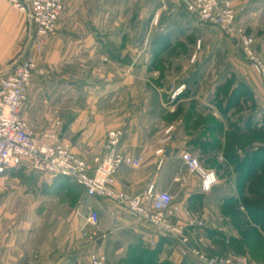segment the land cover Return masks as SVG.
<instances>
[{"label":"rangeland","instance_id":"obj_1","mask_svg":"<svg viewBox=\"0 0 264 264\" xmlns=\"http://www.w3.org/2000/svg\"><path fill=\"white\" fill-rule=\"evenodd\" d=\"M185 1L190 0H97L96 24L112 29L111 45L74 48L54 44L49 51L43 48L20 110L33 134L41 138L48 131L57 132L78 157L86 159L102 154L110 131L120 130L123 135L124 128L133 123L146 124L152 136L162 137L175 121L184 125L194 122V128L202 121L213 128L208 137L217 141L222 125L231 138L236 122H240V129L256 130L257 144L264 146V97L258 90L259 86L263 90L259 76L235 39L187 13ZM231 1L238 13L236 27L253 40V50L264 63V0ZM173 14L177 20H172ZM24 19L21 16L18 23L22 28L16 57L26 43ZM121 34L126 35L122 41ZM165 35V43L155 42ZM181 86L182 94L197 96L187 107H175L182 94L170 100ZM202 107L207 117L200 120ZM73 187L70 181L50 179L25 167L14 169L0 181V218L11 222L15 215L12 220L43 221L52 210L64 212L66 218L69 214L74 219L85 216L89 204L84 203L81 210L70 204ZM35 188L40 191L34 192ZM242 198L264 205V197ZM216 210L209 208L203 219L198 236L204 241L206 229L236 235L224 230ZM263 228L260 223L246 244L226 247L219 241L204 251L215 257H241L251 264H264ZM185 263L194 264L189 259Z\"/></svg>","mask_w":264,"mask_h":264},{"label":"crops","instance_id":"obj_2","mask_svg":"<svg viewBox=\"0 0 264 264\" xmlns=\"http://www.w3.org/2000/svg\"><path fill=\"white\" fill-rule=\"evenodd\" d=\"M96 1L62 0L63 13L56 22L55 33L47 38L44 51H49L54 44L57 47L74 48H92L100 44L110 46L112 29L96 24ZM21 16L24 17L0 0V74L6 73L18 53V38L22 28L18 23ZM176 17L173 14L172 20H177ZM29 28L26 20V32ZM124 37L126 35H120L121 41ZM124 78H127L126 75ZM258 90L264 97V90L260 86ZM157 92L162 98L163 91ZM196 97L183 93L175 107H187ZM198 115L200 120L202 117L206 119L203 107ZM236 124L235 136L231 138L227 137L225 126L222 125V132H217V141L208 137L209 130L213 128L207 123L203 125L202 121L197 128H194V122L184 125L181 120L175 121L162 137L152 136L146 124L133 123L127 126L119 150L133 158L143 157L144 162L137 169L120 168L114 177V189L138 195L152 185L155 193L169 194L174 204L201 219L206 218L209 208L217 209L220 222L227 224L226 229L222 224L223 229H230L228 219L220 213L223 201L229 198L239 200L242 195L260 200L261 196H251L248 191L258 189L264 193V146L257 144L254 137L256 130L240 129V122ZM158 149L164 150L159 167L160 158L155 155ZM72 152L79 156L74 149ZM184 153L196 157L205 170L215 174L217 182L209 193L201 190L199 178L186 169L182 162ZM90 158L86 157L85 160ZM36 188L34 192L40 191ZM72 189L70 204L79 210L84 203L89 204L88 208L98 214L97 228L85 225V216L74 219L69 214L66 218L64 212L55 210L50 211L43 221L12 220L15 215L11 217V222H4L0 218V264H87V256L92 253L102 254L109 264H130L131 259L137 264H186L175 243L157 236L152 227L121 212L109 201L85 197L77 185ZM238 210L243 211L241 205ZM181 221L185 222L183 218ZM2 224L9 225L10 229L1 228ZM199 230L187 229L192 241L203 238L198 236ZM153 240L155 245L152 247L150 242Z\"/></svg>","mask_w":264,"mask_h":264},{"label":"built area","instance_id":"obj_3","mask_svg":"<svg viewBox=\"0 0 264 264\" xmlns=\"http://www.w3.org/2000/svg\"><path fill=\"white\" fill-rule=\"evenodd\" d=\"M24 15L29 22L26 43L9 66L6 73L0 74V180L7 172L25 167L45 175L50 179H66L83 190L85 197L113 203L121 212L152 227L157 236L175 243L180 257L194 264H251L247 259L221 258L208 255L204 250L211 246L203 238L194 245L187 229L203 226V219L174 204L167 193H155L153 186L138 195L116 191L114 177L122 167L139 168L143 157L133 158L119 150L122 138L120 130L107 134L102 154L89 160L76 156L71 147L62 141L57 132L48 131L37 138L25 121L20 110L26 101V92L37 69V55L42 52L46 40L54 32L56 22L63 13L62 0H2ZM187 13L208 23L223 33L232 36L240 52L252 70L259 76L264 90V63L253 50V40L236 27L237 12L231 0H191L185 1ZM184 87L176 88L170 100L174 101ZM155 155L162 164L164 150L158 149ZM186 169L200 181L201 190L209 193L216 185L215 174L205 170L199 160L187 153L182 155ZM185 222H182L181 219ZM85 225L96 229L99 217L96 211L88 208ZM155 241L150 242L154 246ZM87 264H109L105 256L92 253Z\"/></svg>","mask_w":264,"mask_h":264},{"label":"trees","instance_id":"obj_4","mask_svg":"<svg viewBox=\"0 0 264 264\" xmlns=\"http://www.w3.org/2000/svg\"><path fill=\"white\" fill-rule=\"evenodd\" d=\"M167 40L168 36L165 35L163 37H157L155 39V42L163 44ZM63 180L68 181L66 179ZM248 194L256 197L261 196L260 200H263L262 198L264 197V193L261 190L259 191L258 189L254 191L249 190ZM239 205L242 206L243 211L238 210ZM220 213L228 219V226L236 235H230L221 231L217 232L206 229L203 236L206 237L213 246L215 244H218L219 241H222L223 244L225 243L226 247L232 244H246L248 241L254 238L253 236H255V234L257 233V231H255L257 226L260 223H264V205L254 202H246L242 197H240L239 200L233 198L224 200L220 208ZM210 252L214 254V250ZM131 260L130 264H137L136 262H133L134 259Z\"/></svg>","mask_w":264,"mask_h":264}]
</instances>
